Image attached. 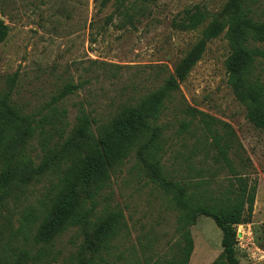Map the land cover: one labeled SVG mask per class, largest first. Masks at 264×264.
I'll list each match as a JSON object with an SVG mask.
<instances>
[{"label": "trees", "instance_id": "obj_1", "mask_svg": "<svg viewBox=\"0 0 264 264\" xmlns=\"http://www.w3.org/2000/svg\"><path fill=\"white\" fill-rule=\"evenodd\" d=\"M116 4L128 24L144 14L131 0ZM259 4L225 0L215 12L198 4L184 8L171 27L197 31V40L172 69L154 65L160 85L118 103L101 118L80 107L70 126L67 111L55 104L82 86L72 82L46 105V113H25L12 99L16 75L8 77L0 93V264H188L190 227L201 216L221 233V252L211 264H240L237 228L252 222L257 189L248 173L249 158L229 124L173 104L208 43L223 36L227 84L246 120L264 134ZM8 34L0 20V44ZM111 76L117 78V72ZM168 110L174 111L173 121L164 122ZM131 158L175 212L172 246L140 243L131 251L118 242L129 238L128 225L108 190L117 169ZM73 229L82 241L59 262L55 243Z\"/></svg>", "mask_w": 264, "mask_h": 264}, {"label": "rangeland", "instance_id": "obj_2", "mask_svg": "<svg viewBox=\"0 0 264 264\" xmlns=\"http://www.w3.org/2000/svg\"><path fill=\"white\" fill-rule=\"evenodd\" d=\"M131 1L143 8L144 14L128 24L119 15L116 0H0V20L9 27L6 40L0 44V93L7 88L8 77L16 75L13 101L25 113L43 114L65 84H82L55 106L67 111L70 126L80 107L101 118L118 103L160 85L154 65L172 69L197 40V31L179 32L171 27L176 15L197 4L215 12L225 2ZM259 2L264 19V0ZM227 55L223 36L209 42L201 60L180 85L173 105H188L233 128L249 158L248 173L257 187L252 222L237 228L239 263L264 264V134L246 120L244 107L227 84ZM261 67L264 77V60ZM114 71L117 78L111 76ZM173 113L168 110L163 121H173ZM168 158H164L166 165ZM108 193L111 204L123 210L128 225L129 238L119 239L120 244L132 251L140 249V243L163 247L176 243L175 212L132 158L112 176ZM190 233L193 250L188 264H211L221 252L220 230L210 218L201 216ZM81 241L78 230L63 234L53 248L59 253V262L73 255Z\"/></svg>", "mask_w": 264, "mask_h": 264}]
</instances>
